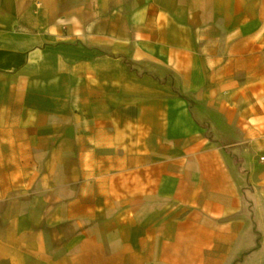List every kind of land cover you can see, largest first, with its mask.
I'll return each instance as SVG.
<instances>
[{"label": "crops", "instance_id": "1", "mask_svg": "<svg viewBox=\"0 0 264 264\" xmlns=\"http://www.w3.org/2000/svg\"><path fill=\"white\" fill-rule=\"evenodd\" d=\"M264 0H0V264H264Z\"/></svg>", "mask_w": 264, "mask_h": 264}, {"label": "built area", "instance_id": "2", "mask_svg": "<svg viewBox=\"0 0 264 264\" xmlns=\"http://www.w3.org/2000/svg\"><path fill=\"white\" fill-rule=\"evenodd\" d=\"M260 160H264V156H261V157H260Z\"/></svg>", "mask_w": 264, "mask_h": 264}]
</instances>
